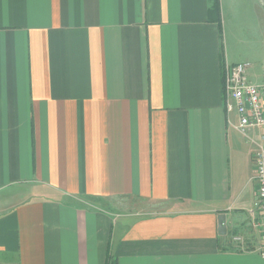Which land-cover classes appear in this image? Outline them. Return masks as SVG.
Here are the masks:
<instances>
[{"label":"crops","instance_id":"0c3cea01","mask_svg":"<svg viewBox=\"0 0 264 264\" xmlns=\"http://www.w3.org/2000/svg\"><path fill=\"white\" fill-rule=\"evenodd\" d=\"M219 1L221 34L210 0H0V264H264L263 131L224 108L264 3Z\"/></svg>","mask_w":264,"mask_h":264},{"label":"built area","instance_id":"2783aa9c","mask_svg":"<svg viewBox=\"0 0 264 264\" xmlns=\"http://www.w3.org/2000/svg\"><path fill=\"white\" fill-rule=\"evenodd\" d=\"M247 66L246 63L225 65L224 108L227 113H236L240 132L249 128L264 132V80L260 84L249 82L246 76ZM252 159L255 168L253 180L256 184V209L260 216L258 225L262 240L258 253L264 262V144L258 145ZM235 240L239 241L240 238Z\"/></svg>","mask_w":264,"mask_h":264},{"label":"trees","instance_id":"16d2710c","mask_svg":"<svg viewBox=\"0 0 264 264\" xmlns=\"http://www.w3.org/2000/svg\"><path fill=\"white\" fill-rule=\"evenodd\" d=\"M211 2V6H210V12L211 13H215L216 17H217V24H218V29L220 34L222 33V29L220 26V17H219V13H220V1L219 0H210ZM107 264H116V262L114 261H108Z\"/></svg>","mask_w":264,"mask_h":264},{"label":"water","instance_id":"95a60500","mask_svg":"<svg viewBox=\"0 0 264 264\" xmlns=\"http://www.w3.org/2000/svg\"><path fill=\"white\" fill-rule=\"evenodd\" d=\"M262 2L264 3L263 0H262ZM225 232H226L225 217H224V215H220V216H218V234L224 235Z\"/></svg>","mask_w":264,"mask_h":264},{"label":"rangeland","instance_id":"374dc122","mask_svg":"<svg viewBox=\"0 0 264 264\" xmlns=\"http://www.w3.org/2000/svg\"><path fill=\"white\" fill-rule=\"evenodd\" d=\"M262 134L264 135V132H263ZM263 143H264V141H263ZM124 204H125V203H124ZM124 204H123V205H124ZM125 205L131 207L132 204H125Z\"/></svg>","mask_w":264,"mask_h":264}]
</instances>
